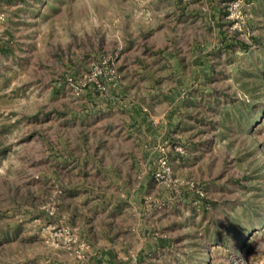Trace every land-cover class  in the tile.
Instances as JSON below:
<instances>
[{"label":"rangeland","instance_id":"obj_1","mask_svg":"<svg viewBox=\"0 0 264 264\" xmlns=\"http://www.w3.org/2000/svg\"><path fill=\"white\" fill-rule=\"evenodd\" d=\"M0 16V264H264V0Z\"/></svg>","mask_w":264,"mask_h":264},{"label":"built area","instance_id":"obj_2","mask_svg":"<svg viewBox=\"0 0 264 264\" xmlns=\"http://www.w3.org/2000/svg\"><path fill=\"white\" fill-rule=\"evenodd\" d=\"M0 19H2V16H0Z\"/></svg>","mask_w":264,"mask_h":264}]
</instances>
